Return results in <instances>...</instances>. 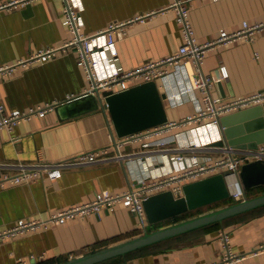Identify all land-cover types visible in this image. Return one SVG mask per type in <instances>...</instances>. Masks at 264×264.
<instances>
[{
    "label": "crops",
    "instance_id": "obj_1",
    "mask_svg": "<svg viewBox=\"0 0 264 264\" xmlns=\"http://www.w3.org/2000/svg\"><path fill=\"white\" fill-rule=\"evenodd\" d=\"M7 1L0 0V4ZM69 1L77 11V25L83 34L104 30L111 22L124 24V34L115 37L111 47L101 40L95 48L99 58L96 72L100 76L173 54L182 43L181 27L172 12L139 19L147 12L165 8L172 0ZM188 4L189 20L199 42L214 40L221 30H238L243 21L264 22V0H190ZM63 7L64 0H29L0 8V65L26 59L41 48L57 49L45 61L18 64L9 77H0V96L8 110L51 106L43 115L22 120L12 130L0 128V178L15 174L20 164L71 159L92 148L110 146L113 134L119 138L108 112H104L100 102L95 108L93 98L56 110L57 105L78 98L92 85L85 69L78 64L75 45L62 47L72 38L63 24ZM113 49L115 55L111 54ZM221 65L228 75L213 86L218 96L232 98L263 90L264 25L255 32L253 41L240 38L209 48L203 70L217 73ZM186 83L179 66L157 80L165 95L168 120H178L202 104L197 89L178 92ZM216 132V128L204 125L199 128L182 125L159 136L166 140L164 146L158 142L159 137L128 141L121 152L131 153L121 159L71 165L54 179L41 173L28 182L5 184L0 188V226L21 218H44L67 206L86 202L102 189L119 192L143 178L165 175L181 166L174 157L181 150L175 147L193 140L196 134L199 142L211 141L212 145L196 152L199 160L214 158L220 153L215 148L222 146L213 144ZM225 145L256 148L233 146L226 141ZM110 147V153L114 154L116 148ZM248 161L251 160L241 165ZM192 162L189 156L185 157V164ZM244 190L250 197L263 193L264 185ZM226 201L218 203L230 202ZM146 231L129 208L119 204L113 211L102 208L98 214L72 218L0 241V264H19V258L26 259V264L58 263ZM223 231L228 234L232 252L245 255L238 264H264V205L114 257L108 264H219L225 252Z\"/></svg>",
    "mask_w": 264,
    "mask_h": 264
},
{
    "label": "built area",
    "instance_id": "obj_2",
    "mask_svg": "<svg viewBox=\"0 0 264 264\" xmlns=\"http://www.w3.org/2000/svg\"><path fill=\"white\" fill-rule=\"evenodd\" d=\"M190 0H172L168 6L159 10H152L139 16V19L151 17L157 13L172 12L175 20L180 24L182 43L176 52L165 57L142 63L130 69H113L105 75H98L96 66L99 64V58L95 55V48L101 40L111 47L115 37H121L124 34L123 22H111L107 28L93 34H83L77 25L78 14L69 0H64L63 7V24L69 28L72 38L63 44V48L75 45L77 51V61L86 71L87 78L92 80L91 87L84 93H91L95 96L101 95L103 91L111 93L125 90L133 85L141 82L155 80L166 77L174 67H181L186 76V85L178 91L180 94L190 92L197 89L201 93V106L194 112L181 117L178 120H168L165 123L152 126L135 133H131L118 139L114 134L109 143L110 146L116 148V152L111 154L110 146L97 147L81 152L74 158L60 160L55 162H33L28 164H20L18 171L12 175H4L0 178V188L5 184H18L28 182L41 173L47 174L54 179L62 173L63 168L71 165H85L91 162H98L108 159H121L125 154L121 148L128 141H141L153 137H159L168 130L182 125H191L195 128L201 125L210 128H216L215 141L222 139V126L220 117L246 108L251 105L264 102V89L244 96H235L232 98H223L214 93L213 86L215 82L225 78L228 75L224 65L219 66L217 73H207L203 70V63L206 52L209 48L224 45L233 40L244 38L246 41H253L255 32L260 29L263 23L249 24L242 22L241 28L234 31L221 30L214 40L199 42L194 34V29L189 20V2ZM29 0H9L0 4V8H10L17 4H25ZM57 49L46 47L33 52L28 58L17 60L14 63H6L0 65V77H9L13 68L18 64H28L38 61H45L53 57ZM112 55L116 54L113 49ZM103 110L107 113V104L102 101ZM51 106L30 108L29 110L11 109L8 110L0 96V128L5 127L8 130L20 123L22 120L29 119L36 115H43ZM158 142L165 145L166 140L158 138ZM205 141L199 142L198 135L193 140L186 142L184 145L176 146V150H181L175 155L177 162H181V166L175 167L166 172L165 175H155L153 178H143L136 185H129L126 189L119 192H112L109 189H102L95 193L93 198L86 202L67 206L60 210L50 213L44 218L18 219L14 223L1 227L0 241L8 237H13L27 232L35 231L53 224L63 223L72 218H82L85 215L98 214L102 208L113 211L117 205L121 204L129 208V210L139 219L147 231L159 227V224H151L145 216L143 201L150 194L170 190L175 197L183 195V185L187 182L201 179L205 176L228 171L233 178V190L230 197L234 201L245 198L246 193L242 183L238 177L239 169L243 161L264 158V142L258 144L256 148H238L229 145L216 147L220 153L216 157L203 158L199 160V154L196 153L200 149L212 147ZM190 152L189 155H186ZM134 153V152H132ZM189 156L193 161L192 164H185L184 159ZM156 226V227H154ZM221 239L225 246V252L221 255L219 264H238L245 257L244 254H236L232 252L229 246L228 234L223 231ZM43 259V255L39 256V260ZM19 264H26L27 260L19 258ZM39 263V262H38ZM37 264V263H35Z\"/></svg>",
    "mask_w": 264,
    "mask_h": 264
},
{
    "label": "water",
    "instance_id": "obj_3",
    "mask_svg": "<svg viewBox=\"0 0 264 264\" xmlns=\"http://www.w3.org/2000/svg\"><path fill=\"white\" fill-rule=\"evenodd\" d=\"M155 80L133 85L125 90L111 93L103 91L97 98L88 93L56 106L86 98H93L95 108L107 104V112L115 134L122 137L168 121L167 109ZM99 100V101H98ZM223 138L213 144L252 147L264 142V102L239 109L220 117ZM240 181L244 189L251 190L264 185V158L254 159L241 165ZM233 190L232 176L228 171L214 173L183 185V195L175 197L170 190H162L147 196L143 201L145 216L151 224L171 220L202 206L222 202L230 198ZM264 205V192L218 207L202 211L181 220L146 231L131 239L74 256L55 264H97L104 260L123 256L131 251L185 233L214 222L258 208Z\"/></svg>",
    "mask_w": 264,
    "mask_h": 264
},
{
    "label": "rangeland",
    "instance_id": "obj_4",
    "mask_svg": "<svg viewBox=\"0 0 264 264\" xmlns=\"http://www.w3.org/2000/svg\"><path fill=\"white\" fill-rule=\"evenodd\" d=\"M221 206V205H224V204H222V203H213V204H210V205H206V206H202V207H200V208H197V209H195V210H192V211H190V212H187V213H185V214H183V215H180V216H178V217H176L174 220H177V219H183V218H187V217H189L190 215H192V214H198V213H200V212H202V211H205V210H208V209H211V208H215V207H218V206ZM170 221H173V219H171V220H166V221H163V222H161V223H158L160 226H163V225H165V224H167V223H170ZM159 226V227H160ZM63 261V260H62Z\"/></svg>",
    "mask_w": 264,
    "mask_h": 264
},
{
    "label": "trees",
    "instance_id": "obj_5",
    "mask_svg": "<svg viewBox=\"0 0 264 264\" xmlns=\"http://www.w3.org/2000/svg\"><path fill=\"white\" fill-rule=\"evenodd\" d=\"M231 198V197H230ZM228 200V199H227ZM224 201H226V200H224ZM230 201V202H229ZM226 202H229V203H231V202H234L233 200H228V201H226ZM261 207V206H260ZM241 214V213H240ZM238 215V214H237ZM227 219V218H226ZM215 223V222H214ZM209 225V224H208ZM206 226V225H205ZM167 239H169V238H167ZM164 240H166V239H164ZM161 241H163V240H161ZM160 242V241H159ZM112 258H110V259H107V260H104V261H102V262H99V263H97V264H108L109 263V261L111 260ZM40 264H55V263H53V262H51V261H46V262H41Z\"/></svg>",
    "mask_w": 264,
    "mask_h": 264
},
{
    "label": "bare ground",
    "instance_id": "obj_6",
    "mask_svg": "<svg viewBox=\"0 0 264 264\" xmlns=\"http://www.w3.org/2000/svg\"><path fill=\"white\" fill-rule=\"evenodd\" d=\"M232 183H233V178H232Z\"/></svg>",
    "mask_w": 264,
    "mask_h": 264
}]
</instances>
